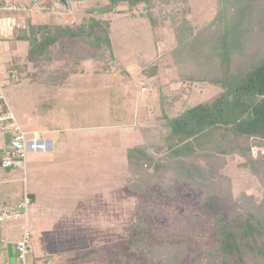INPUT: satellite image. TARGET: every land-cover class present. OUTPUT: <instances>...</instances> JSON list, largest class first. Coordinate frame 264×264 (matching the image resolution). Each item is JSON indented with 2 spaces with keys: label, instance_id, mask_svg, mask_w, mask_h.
<instances>
[{
  "label": "rangeland",
  "instance_id": "1",
  "mask_svg": "<svg viewBox=\"0 0 264 264\" xmlns=\"http://www.w3.org/2000/svg\"><path fill=\"white\" fill-rule=\"evenodd\" d=\"M155 1L152 9L145 4L131 9L119 0L114 4L109 0H41L34 11L38 15L27 18L26 24L76 27L89 18L108 22L112 52L100 60L79 61L74 69L77 55L70 57L67 51L38 67L23 58L7 67L8 77L5 73L0 84L3 108L11 111L25 138L42 140L43 151L48 149V139L54 144L49 155L38 159V166H30L27 177L33 182L37 173L47 179L56 177L50 187L62 192L58 194L61 201H69L70 191L71 201L78 206L73 215L76 233L84 234L83 243L88 246V250H78L79 258L92 252L103 254L86 260L87 264H148L154 242L184 241L190 248L208 244L211 237L208 217L200 208L202 197L210 195L226 211L245 209L244 196L254 197L256 203L262 198L261 184L245 160L236 156L228 158L220 171L222 178L214 179L221 186L216 193H209L207 186L188 187L171 172L162 175L163 188L157 180L155 185H142L139 192L129 190L133 176L127 165L128 149L145 145L154 160L164 159L162 94L176 99L170 114H177L185 107L209 102L217 93L207 84L182 82L176 54H172L195 56L216 41L224 22H215L220 10L217 0ZM227 4L225 23L231 24L238 21L244 0H227ZM260 8L264 10L263 0ZM259 17L254 19L251 35L264 42V12ZM19 47L26 54V43L19 42ZM17 55V51H6L3 59L12 62ZM0 137L4 139L1 133ZM35 152L26 153L25 158ZM256 153L254 149L252 155ZM27 159L19 163L21 174L28 168ZM197 163L205 165L202 160ZM147 173L151 175L153 169ZM14 176L20 177L19 173ZM139 223L141 227L132 226ZM138 234L146 239L135 249L132 239Z\"/></svg>",
  "mask_w": 264,
  "mask_h": 264
},
{
  "label": "trees",
  "instance_id": "2",
  "mask_svg": "<svg viewBox=\"0 0 264 264\" xmlns=\"http://www.w3.org/2000/svg\"><path fill=\"white\" fill-rule=\"evenodd\" d=\"M109 1L115 3V0ZM119 1L131 9L141 4L151 9L156 5L155 0ZM217 2L220 10L215 22H224L216 41L195 56L185 58L172 52L176 54L182 82L207 84L206 87L215 88L217 93L209 102L185 107L177 114H170L176 99L162 94L159 107L166 147L164 159L154 160L147 154L145 145L128 149L127 165L133 176L128 188L139 192L142 185L152 186L157 180L163 188L162 175L171 172L188 187L207 186L209 193H216L221 186L218 181L215 185L214 179L222 178L220 171L228 158L236 156L245 160L250 174L261 184L262 198L256 203L254 197L244 196L245 209L226 211L210 195L202 197L200 208L208 217L211 242L197 248H190L184 241L154 242L148 264H264V42L251 35L254 19L258 20L264 10L260 8L262 0H244L238 21L228 24L225 23L230 8L227 0ZM148 18L154 25L151 14ZM11 34L16 41L27 44L24 59L33 67L50 64L67 51L70 57L77 55L74 69L79 61L100 60L104 53L112 52L108 22L94 18L83 20L76 27L18 23ZM79 43L82 48H77ZM12 66L17 69L18 65ZM253 149L257 150L255 156ZM198 160L205 165L200 166ZM148 168L153 169L151 175L147 173ZM166 192H171V188ZM132 226L141 227L140 223ZM145 239L142 234L133 236L131 247L140 248ZM97 253L92 252L82 260L103 255Z\"/></svg>",
  "mask_w": 264,
  "mask_h": 264
},
{
  "label": "crops",
  "instance_id": "3",
  "mask_svg": "<svg viewBox=\"0 0 264 264\" xmlns=\"http://www.w3.org/2000/svg\"><path fill=\"white\" fill-rule=\"evenodd\" d=\"M2 1L17 5H28L31 2V0ZM34 11L19 14L18 23L23 24L27 18L30 20V17L37 16ZM19 42L22 41H16L12 34L0 37V84L4 81L5 73L8 77L7 67L17 61L21 62L25 56L20 53ZM6 51L9 53L11 51L12 54L17 51L19 55L13 56L12 62H9L8 59H3ZM0 133L4 136V139L0 137V145H3L2 148L0 147V264H19L15 247L24 232L29 234V256L26 264H87V259H82L90 253L87 252V256L79 258L78 250H88V246L83 243L84 234L80 231L76 233L78 226L73 215L78 206L71 201L70 191L69 201H61L58 195L60 192H56L54 186V188L50 187V183L56 177L47 179L39 177L37 173L34 182L27 177L30 166L33 164L38 166V159L49 155L54 144L48 139L47 151L41 150L27 155L29 160L25 159L28 168H25V174H21L19 168L7 170L1 166L2 152L9 144L10 132L0 131ZM44 140L46 141V138ZM17 173L20 177L15 178L14 175ZM20 182L23 183V190L20 189ZM25 195L30 202L26 212L22 213L18 210V205Z\"/></svg>",
  "mask_w": 264,
  "mask_h": 264
},
{
  "label": "built area",
  "instance_id": "4",
  "mask_svg": "<svg viewBox=\"0 0 264 264\" xmlns=\"http://www.w3.org/2000/svg\"><path fill=\"white\" fill-rule=\"evenodd\" d=\"M41 0H31L28 5H17L13 3H0V37L11 34L18 24L15 13L27 14L33 12ZM14 79V73H12ZM4 101L0 91V131L10 132L9 144L2 152L1 166L4 169L20 168L19 163H24L26 153L41 151L44 149L42 140L37 137L33 139L25 138V133L18 127L14 116L7 108H3ZM36 136V135H35ZM254 150V149H253ZM30 199L25 195L23 201L18 205L20 212H26ZM4 215V214H3ZM29 234L24 232L21 239L16 244V253L19 264H26L29 256Z\"/></svg>",
  "mask_w": 264,
  "mask_h": 264
}]
</instances>
